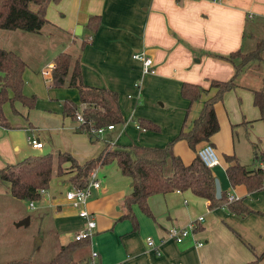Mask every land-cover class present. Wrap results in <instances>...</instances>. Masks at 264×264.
Wrapping results in <instances>:
<instances>
[{
    "label": "crops",
    "instance_id": "0c3cea01",
    "mask_svg": "<svg viewBox=\"0 0 264 264\" xmlns=\"http://www.w3.org/2000/svg\"><path fill=\"white\" fill-rule=\"evenodd\" d=\"M92 15L99 16L100 20L94 31L87 26ZM263 23L264 0H58L48 4L46 21L35 31L1 28L0 46L17 52L25 61L23 93L37 98L31 108L14 101L15 111L10 102L3 103L2 112L10 125L0 123V167L29 154L53 149L68 150L76 158L92 153L86 150L88 140H97L98 134L78 130L80 122L63 114L64 99L74 101L77 112L84 107L78 89L54 87L51 74L48 77L43 73L50 71L57 52L79 55L85 84L112 88L120 94L125 122L105 129L113 142H105L102 149L106 143L110 147L134 143L163 146L165 140H159L161 129L155 131L138 125L140 118H149L161 127L147 103L153 100L152 92L157 91L163 100L169 99L179 115L172 136L178 135L183 127L190 128L203 102L217 91L211 87V79H229L235 73L230 60L214 53L244 50L249 25L258 29ZM59 34L68 38L62 41ZM255 35L254 31L250 34ZM43 40L50 41L52 49L45 51L47 54ZM36 45L42 50H37ZM136 52L152 57L154 71H144L142 59L134 56ZM263 55L264 50L262 58L246 66L256 60L264 61ZM184 81L206 88L192 104L181 92ZM238 87L237 82L228 91L232 92L231 97ZM255 90L258 89L251 90L252 102L258 106L254 102ZM142 99L146 107L139 105ZM192 107L196 112H191ZM235 109L240 123L256 120L248 117L242 108ZM189 117L193 118L188 125ZM32 133L42 141V146L29 143L28 136ZM21 137L26 138L32 151L21 148ZM257 141L252 144L264 145L263 139ZM101 166L95 168L100 184L91 189L86 203V208L95 215L93 246L99 252L97 260L101 263L252 264L260 257L257 264H264V188L252 191L247 188V194L242 195L241 186L246 185L230 182L236 194L228 193L244 197L252 209L246 213H237L226 205L211 207L209 199L191 190L175 189L151 195L150 212L134 203L131 215L124 216L129 210L123 201L132 190L133 180L119 167L124 177L118 180L117 188L107 189L99 173ZM66 175L65 172L53 176L41 198L34 201V207L29 206L36 209L38 223L47 227L35 242L42 244L44 237L53 233L57 235L56 252L85 226L84 218L66 199V191L73 186ZM129 181L130 189H127L125 185ZM28 215L31 221L32 215ZM200 215L204 219L197 222L194 231L180 239L169 237L171 227L186 226ZM148 237L153 238L154 244L148 243ZM83 246L86 248L83 262L88 264L91 244L88 241ZM9 259H4L0 249V262Z\"/></svg>",
    "mask_w": 264,
    "mask_h": 264
},
{
    "label": "trees",
    "instance_id": "16d2710c",
    "mask_svg": "<svg viewBox=\"0 0 264 264\" xmlns=\"http://www.w3.org/2000/svg\"><path fill=\"white\" fill-rule=\"evenodd\" d=\"M58 0H0V29L19 28L35 31L46 21V9L50 2ZM99 16L92 15L87 26L94 31L99 25ZM264 50V37L258 40L255 49L244 51L241 48L229 54L214 53L230 60L235 66V73L229 79L212 78L211 87L217 91L203 102L198 116L193 120L192 126L184 127L178 135L163 146H150L144 144L117 145L110 147L108 143L96 156L87 158L84 162L66 150H51L42 154H29L22 159L7 163L0 167V182L7 181V190L16 198L36 201L42 196V190L49 186L55 175L65 173L67 180L76 187H84L89 179V173L99 165L116 160L123 174L131 177L133 187L125 195L123 204L129 210L124 216L131 215L134 203L150 212L149 197L156 193H166L175 189L191 190L196 195L210 200V206L226 205L237 213H246L252 209L244 201V197L229 200V193L222 190V197L216 196V175L201 159L197 149L219 130L220 122L216 111L217 100L223 99L226 92L237 86L236 78L239 72L252 60L262 58ZM240 57V60H237ZM54 65L50 69L51 85L54 87H76L80 101L85 105L80 110L84 121L78 130L96 134L93 129L108 124H123V115L120 94L117 90L102 86L85 84L82 81L79 55H72L68 51H59L53 57ZM25 61L15 51L0 46V123L10 125L2 112V105L10 102L15 111L14 101H20L29 108L36 103V95H26L22 91V72ZM206 90L201 84L184 81L181 92L192 104L198 100ZM254 102L262 109L264 107V89L254 92ZM63 114L76 118L77 104L64 99L62 102ZM138 125L142 128L159 131L160 125L149 118H140ZM185 138L195 151L190 162L183 160L175 152V141ZM255 158L263 165L250 168L241 163L236 156H228L226 168L227 176L232 185L244 184L252 190L264 188V147L258 151L255 142ZM65 163H69L65 165ZM87 239H71L49 258L47 264H84L85 257H76ZM258 257L252 264H257ZM0 264H44L33 262L28 256H22Z\"/></svg>",
    "mask_w": 264,
    "mask_h": 264
},
{
    "label": "rangeland",
    "instance_id": "374dc122",
    "mask_svg": "<svg viewBox=\"0 0 264 264\" xmlns=\"http://www.w3.org/2000/svg\"><path fill=\"white\" fill-rule=\"evenodd\" d=\"M254 28L255 27H253V25H249L247 28L245 44L243 47L245 51L255 49L258 40L261 37H264V23L259 26L258 29ZM252 31L256 34L255 36H250ZM65 36V34H59L62 41H64L65 38H68ZM43 42L45 45L43 47L44 53L47 54L49 52L48 50L52 49L50 47V41L43 40ZM35 47L37 50H42L38 45ZM240 59V57H237V60ZM241 71L236 78L240 87H238L237 91L233 93V96H230L232 92H226L223 99L217 100L216 111L219 117L220 128L211 138V142L213 143L220 160V163L214 167V173L219 178L222 189L227 192H233L234 194H236V190L231 187L230 180L226 173V168L229 163L228 156H236L241 163L250 168L257 167L260 161L255 158V149L252 141H257L259 139L264 140V110L254 105L252 102L251 91L253 88L264 89V61L256 60ZM244 86H247L248 88ZM152 97L153 100L148 101L147 103L153 108V110H150L153 116L160 120L159 123L161 124V131L159 133L161 136L159 140H165L166 144L171 140V138L175 137V135L172 136V134L176 127L175 124L179 120V115L175 112L169 99L163 100L162 97L158 96L157 91L152 92ZM161 103H163V105ZM139 105L144 107L147 106L143 99L140 101ZM235 108L239 110L242 108L244 110L243 112L247 113L248 117H252L256 120L251 123L248 121L243 124L240 123V119L236 114ZM191 112H196L195 108L192 107ZM135 115L137 116V114ZM191 118L193 117H189L186 124L189 125L191 123V121L189 122ZM17 133L20 132L17 130ZM109 134L110 132L105 130L98 135L97 140H88L86 150L92 153H87L81 157L76 155L79 162H84L87 158L99 154L105 142L112 143L113 139H110ZM20 144L21 148L25 149L26 152L32 151L26 138L21 137ZM263 146V144L258 145L257 148L259 152ZM200 147H202V145L198 147L197 151ZM174 149L175 152L179 153L186 162H190L195 156L194 149L185 138H179L176 140ZM82 154L85 153L83 152ZM99 173L102 180L107 183V189L110 190L117 188L118 180L124 177L121 174L116 160L102 165L99 169ZM68 176L69 175H66V177ZM7 184V181L0 182V249L2 256L4 259H14L22 256H28L33 262H42L47 264L49 258H51L56 252L55 238H57V235H53V233L50 234L49 232V236L44 237L46 240H44L42 244H37L35 242L40 235H43L44 229L47 227H45L44 224L40 225L38 223V218L36 217L37 211L36 209H30L28 204L29 201L13 197L9 193L7 190ZM125 186L127 189H130V181ZM241 187V194H247V187ZM241 187L238 188L241 189ZM27 213L32 215L31 221L27 224H19V221L28 215ZM64 240H66V238ZM85 255L86 248L82 246L79 250H77L76 257H85Z\"/></svg>",
    "mask_w": 264,
    "mask_h": 264
},
{
    "label": "built area",
    "instance_id": "2783aa9c",
    "mask_svg": "<svg viewBox=\"0 0 264 264\" xmlns=\"http://www.w3.org/2000/svg\"><path fill=\"white\" fill-rule=\"evenodd\" d=\"M136 58H140L143 61L144 71H154V69L151 67L153 59L150 56H147L145 52H136L134 54ZM43 73L50 76V71L44 70ZM138 85V83H137ZM76 119L81 123L84 121V118L80 112H76ZM114 124H108L107 126H101L98 128L93 129V131L96 134L102 133L105 129L113 128ZM28 141L32 146L40 147L42 146V141L36 137L34 133L30 134L28 136ZM198 153L203 160V162L206 164V166L210 169H214L215 166H217L220 163V160L218 158V155L215 151V147L212 142L208 141L202 144V147L198 150ZM99 180L96 177V170L93 169L89 173V179L87 184L84 187H76L72 186L69 188L66 193V199L71 203L72 206L76 207L78 215H80L85 220V226L78 230L74 234V239L80 240V239H88L89 243L91 244V251L89 255V263L88 264H103L100 261L97 260L99 256V252L96 247L93 246V236H94V229L96 226V220L95 215L92 211L88 210L86 208V203L88 200L89 195L91 194V189L93 187L99 186ZM44 189L42 190V192ZM238 197L234 194L229 193V200L237 199ZM30 207H34V201L29 202ZM204 219L203 215H200L197 219L191 221L186 226H180V225H174L168 230L169 237L180 239L186 235H188L190 232L194 231L197 228V222L202 221ZM148 243L154 244V240L152 237H148ZM202 241H199V244H201ZM119 264H124L123 262Z\"/></svg>",
    "mask_w": 264,
    "mask_h": 264
},
{
    "label": "water",
    "instance_id": "95a60500",
    "mask_svg": "<svg viewBox=\"0 0 264 264\" xmlns=\"http://www.w3.org/2000/svg\"><path fill=\"white\" fill-rule=\"evenodd\" d=\"M92 139H94V136L92 137ZM133 184V182H132ZM222 186H221V183H220V180L218 177H216V196L218 198L222 197ZM30 221V216L29 215H26L24 218H22L20 221H19V224L21 223H29Z\"/></svg>",
    "mask_w": 264,
    "mask_h": 264
}]
</instances>
